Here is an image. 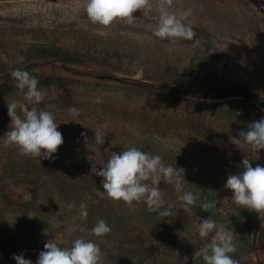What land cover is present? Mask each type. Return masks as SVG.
<instances>
[{"label": "rangeland", "instance_id": "1", "mask_svg": "<svg viewBox=\"0 0 264 264\" xmlns=\"http://www.w3.org/2000/svg\"><path fill=\"white\" fill-rule=\"evenodd\" d=\"M158 4L152 0L151 9L134 13L132 24L105 28L88 20L86 0H0V84L14 70L41 61L37 48L69 53L66 63L27 68L45 92L40 104L25 101L14 84L0 93V264H16L13 256L21 254L36 264L46 242L68 248L77 238L99 244L103 264H184V257L204 264L200 249L214 233L201 239L198 225L209 217L233 233L236 264H264V214L235 204L225 188L228 176L243 170L245 156L253 167H264V150L253 154L229 139L264 118V106L241 95L171 90H205L208 79L222 78L264 101V0H172L168 10L196 34L177 42L154 35ZM13 101L55 113L64 143L52 159L21 155L5 143ZM72 107L79 110L75 119ZM97 130L105 142L93 150ZM131 147L184 170L183 190L197 197L191 211L184 210L174 184L163 181L164 199L177 213L170 218L150 213L144 203L128 206L98 195L103 178L92 174L93 165L99 170L112 152ZM33 199L36 205L28 203ZM81 203L86 220L79 216ZM204 203L215 206L204 210ZM101 219L111 232L98 238L90 232Z\"/></svg>", "mask_w": 264, "mask_h": 264}, {"label": "clouds", "instance_id": "2", "mask_svg": "<svg viewBox=\"0 0 264 264\" xmlns=\"http://www.w3.org/2000/svg\"><path fill=\"white\" fill-rule=\"evenodd\" d=\"M171 4L172 0H159V22L154 35L171 42L192 40L196 35L194 30L186 26L182 18L168 10ZM151 7L152 0H86L85 11L92 24L107 28L117 21L132 24L136 20L134 13L144 12ZM189 14L190 12H184L182 15ZM11 78L29 104H40L45 99V92L38 87V79L28 71L16 69L11 73ZM95 102L99 103V98ZM68 111L74 119L79 116V110L75 107ZM8 115L11 119L10 130L5 134L4 140L6 144L18 147L21 155L50 160L63 145V135L58 131L60 124L56 123L55 113L47 110V107L37 110L36 107L29 108L27 104L13 101L8 103ZM81 136L86 137L87 133L82 132ZM105 136L100 130L95 131L93 150L105 142ZM239 137L237 139L230 136L229 139L240 149L247 145L249 152L253 154L264 150V118L248 125L247 131L241 130ZM242 166L241 172L228 176L225 188L232 191L235 204L251 212L264 214V167H253L252 161L246 156ZM181 171L184 172L183 169L166 166L161 156L136 147L125 149L120 154L112 152L107 163L99 170L95 165L91 168L92 174L103 178V191H98L99 196L103 198L106 193L110 200L122 201L128 206L144 203L147 211L164 218L174 217L177 213L164 199V192L160 188L162 181L174 184L185 211H191V206L197 204L196 195L183 190L186 179L185 175L181 177ZM214 206L209 203L201 205L204 210ZM69 207H75V204ZM79 216L87 219L85 203L79 206ZM110 232L111 228L101 219L90 234L99 238L106 237ZM198 232L201 239L214 233L212 241L200 249L204 264H236L230 255L236 252L232 232L218 227L211 217L201 219ZM13 259L16 264H32L22 254L14 255ZM36 264H103V253L99 244L84 238H77L71 248H61L54 240H50L44 244V251L39 254ZM184 264H188V257H184Z\"/></svg>", "mask_w": 264, "mask_h": 264}, {"label": "trees", "instance_id": "3", "mask_svg": "<svg viewBox=\"0 0 264 264\" xmlns=\"http://www.w3.org/2000/svg\"><path fill=\"white\" fill-rule=\"evenodd\" d=\"M40 49L42 50V53H43L42 55H44V56L42 57L41 61H36V62L32 63L30 66L37 65L38 62H42V65H49V64H56V62H61V61L66 63L69 60L68 59V54H69L68 52L61 51V50H56V51L53 50V52H52V49L37 48L38 51ZM51 53L56 54L57 56L53 57V58L47 56L48 54H51ZM29 67H25V68L20 69V70L26 71L27 68H29ZM63 68H66V67L63 66ZM188 76L192 82L193 81L192 66L188 69ZM208 80L210 83L207 84L208 88L206 87L207 89H205V90L200 89L198 87H191L189 85H187L185 87H178V86L177 87H171V90L175 93H178V94H184V95L195 96V97L222 98V97L241 95L244 97L252 98L264 106V101L261 98V96L253 93L248 88L242 87L238 84H235L231 81H228V80H225L222 78H212V79H208ZM12 84H14V86H16L15 81L11 78V74H9V76H7L5 79L2 80V84H0V93L8 91L9 88H11L10 86H12ZM201 85L206 86V83H204V84L202 83ZM139 86L147 88L149 90H153L155 88L152 85H139ZM28 203L36 205L35 199L29 201ZM35 218L38 219V215L35 216ZM68 248H71V247H68ZM34 258L35 257H32L28 260H31V262H32ZM129 263L132 264L131 262L128 261L127 264H129Z\"/></svg>", "mask_w": 264, "mask_h": 264}, {"label": "water", "instance_id": "4", "mask_svg": "<svg viewBox=\"0 0 264 264\" xmlns=\"http://www.w3.org/2000/svg\"><path fill=\"white\" fill-rule=\"evenodd\" d=\"M257 233V232H256ZM255 238H256V236H255Z\"/></svg>", "mask_w": 264, "mask_h": 264}]
</instances>
